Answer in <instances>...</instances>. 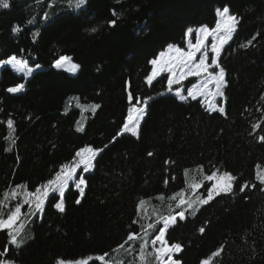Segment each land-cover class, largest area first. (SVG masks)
<instances>
[{
	"label": "trees",
	"instance_id": "16d2710c",
	"mask_svg": "<svg viewBox=\"0 0 264 264\" xmlns=\"http://www.w3.org/2000/svg\"><path fill=\"white\" fill-rule=\"evenodd\" d=\"M9 5L0 8V62L16 56L34 71L24 77L10 65L0 66V194L15 185L34 190L85 145L107 148L92 170H77L86 180L82 197L69 181L64 212L54 207L57 193L42 212L24 220L23 245L8 244L7 232H0V251L9 247L0 259L56 264L84 258L87 264H103L96 257L108 253V261L139 264V244L147 239V251L154 252L157 244L151 240L163 221L148 237L141 233L131 248L113 249L130 230L141 232L142 225L154 222V212L180 211L172 202L169 213L167 197L186 189L185 169L192 182L201 178L202 166L205 174L219 169L234 175L233 192L186 211L184 220L177 217L165 234L169 244L182 245L173 257L181 264H200L223 246L211 264H264V184L256 180L257 172L264 171V142L258 139L264 135V0H86L80 9L68 8L66 0H9ZM224 7L239 20L219 58L225 113H209L199 99L179 100L167 91L165 74L148 85L145 77L156 53L169 44L183 47L187 29L214 26L216 10ZM113 19L114 27L108 25ZM13 26L19 31L13 33ZM253 36L252 46L240 47ZM60 56L79 66L75 75L53 67ZM17 84H24L21 92L7 91ZM127 84L134 95L152 99L139 138L124 134L113 142L130 106ZM78 103L100 107L81 116ZM77 121L83 131L76 130ZM254 123L261 125L255 132ZM202 189L197 192L206 197ZM160 194L164 201L156 198ZM142 198L147 201L143 219L136 212ZM27 210L25 205L22 212ZM148 264H155L154 256Z\"/></svg>",
	"mask_w": 264,
	"mask_h": 264
},
{
	"label": "snow or ice",
	"instance_id": "6c2138e0",
	"mask_svg": "<svg viewBox=\"0 0 264 264\" xmlns=\"http://www.w3.org/2000/svg\"><path fill=\"white\" fill-rule=\"evenodd\" d=\"M66 2L68 8L80 9L85 5L86 0H66ZM9 6V0H0V8H8ZM47 18V14H45L44 19ZM116 23L117 21L115 19L108 21L109 26L114 27ZM238 23V18L230 13L228 7H224L222 10L217 9L214 26L209 27L208 25H202L195 30L191 28L187 29L184 34L186 47L169 44L165 51L160 52L159 56L149 62L152 68L145 77L146 83L152 85L154 80L166 73L167 91L172 92L174 85L181 84L182 81H185L189 77L201 78L199 84H194L191 88L187 89L186 96L181 94L180 88H176V97L181 101H186L188 98L197 100V98L200 97L201 99L199 102L202 106H205L206 111L209 113L219 112L224 114V107L217 105L215 101L216 97H223V90L226 87L225 72L220 66L219 58L222 49L229 43L233 34L236 32ZM96 30V28L91 29L92 32ZM18 31V26H13L12 32L16 33ZM193 32H195V42L192 40ZM33 39H35V35ZM209 39H211L210 47L208 44ZM255 39L256 37L253 36L251 39L247 40V42L242 43L240 47L244 49L249 48L253 45ZM70 61L71 57L60 56L54 61L53 66L58 69L67 66L69 71L75 72L79 66L70 64ZM0 64L10 65L15 72L22 73L24 77L31 75L34 71V69L29 67L22 58H17L16 56H11L7 61L0 62ZM39 67V65L36 66V68ZM215 69H219V71L217 72ZM23 88L24 84H17L14 87H9L7 91L9 93H19ZM126 92L127 101L130 106L127 109V115L124 118L121 129L112 137L113 142L124 134L139 138L141 121L146 115V106L139 105H147V101L152 99L151 97L142 99L140 96L134 95L128 88H126ZM261 99L264 100V95L261 96ZM77 107L80 108L81 116H83L86 111L95 114L100 105H80L78 103ZM13 123L11 119L7 121L9 129H13ZM77 124L78 127L76 130L83 131V123L77 121ZM251 127L252 131L255 132L261 125L259 123H254ZM258 139L260 142H264V135L259 136ZM12 142L14 143V140ZM104 148H107V145H105ZM104 148H94L93 146L85 145L76 151L71 162L60 165L59 170L55 172L53 178L36 186L34 190H29L25 185H15L14 187H10V190H6L0 194V197H2L0 198V232H7L9 238L8 244L19 248L25 243L24 239L20 238L24 229V220H30L37 212H42L44 210L45 201L54 198L55 194L58 193L60 199L57 200L54 207L60 212L65 211L64 195L65 189L69 187V181L75 183L82 197L85 191L84 186L86 185V180L82 173H86L93 169L95 159L104 151ZM147 155L152 156L153 153L149 152ZM168 163L170 162L165 161V164ZM257 167L259 168V165ZM81 168L82 173H78L77 170ZM199 172L201 178L197 180L193 177L192 182H189L187 179L188 170L185 169V185L186 189L189 190L191 194H187L186 189L182 188L178 192L167 197V208L169 213L173 210L172 202H175V208L181 209L180 211L176 212L175 215L169 214L167 216L159 215L154 212L153 215L157 216L154 222L148 223L146 226L142 225L141 232L130 230L126 240L119 244L117 249H113V251L125 248V245H129V248H131V243L142 239L141 233L143 237H148L150 230L156 228L160 221H163V226L159 227L158 234L151 240L153 246H155L157 242H159L160 245L158 248L154 247V252L147 251V239H144L143 242L139 244V264H148V257L151 256H154L155 264H181L179 260L173 258V254L182 251V245L179 243L169 244L165 240L167 230L170 226L177 223V217H179L180 220H184L186 211L192 209L198 210L200 206L207 205L215 197L221 194L232 193L233 182L236 180V177L230 172L221 171L219 169L212 171L211 174H205L203 167L199 166ZM77 175H79L80 178L75 180ZM173 179L175 178L173 177ZM256 180H258L260 184H264V171L257 172ZM205 181L211 182V185L206 186L204 183ZM165 183L167 184V180ZM204 187L207 189L206 197L199 195L197 192V190ZM246 187L247 184L241 185L240 191L243 192ZM156 198L161 201L165 200L163 194L158 195ZM80 202L81 200L78 197L75 203L79 204ZM146 204L147 201L142 198L136 205L137 216L141 219H143L144 215H147ZM25 205L28 207L27 213L22 212V208ZM132 223L136 224L138 221L134 220ZM199 231L203 233L205 231L204 227H201ZM8 244L4 246L3 251H0V257H4L8 254ZM222 251L223 246L212 252L209 257L202 258L200 264H211L212 259L219 256ZM108 255V253L99 255L96 257V260L103 262V264H123V261L112 262L106 260ZM129 255H131V251H129ZM0 264H14V261L0 259ZM57 264H72V262L58 260ZM76 264H87V261H77Z\"/></svg>",
	"mask_w": 264,
	"mask_h": 264
},
{
	"label": "rangeland",
	"instance_id": "374dc122",
	"mask_svg": "<svg viewBox=\"0 0 264 264\" xmlns=\"http://www.w3.org/2000/svg\"><path fill=\"white\" fill-rule=\"evenodd\" d=\"M221 10L223 9V8H220ZM197 28H199V27H197ZM197 28H194L193 30H195V29H197ZM192 40H193V42H195V32H193V35H192ZM208 44H209V47H210V44H211V39H209V42H208ZM183 47H186V42H185V45L183 46ZM167 49V47L163 50V51H165ZM162 52V51H161ZM159 54H160V52L158 51L157 53H156V55L153 57V59L154 58H156L157 56H159ZM209 62H210V60H209ZM70 64H75V63H73L72 62V60L70 61ZM1 65H3V64H0V66ZM76 65V64H75ZM56 68V67H55ZM151 68H152V65L150 64V71H151ZM59 69H63V70H65V71H67L68 73H70V74H76L77 72H78V70H79V67H78V69L75 71V72H72V71H69L68 70V67L66 66V67H64V68H59ZM149 71V72H150ZM215 71H219V69H215ZM165 75H167L166 73H165ZM200 79L201 78H198V77H189L188 79H186L187 81H188V83L187 84H184V81H182L181 82V84H179V85H174L173 86V91L171 92V93H173L174 95H175V89L176 88H180V91H181V94H183V95H185V94H187V90L186 89H188V88H191L194 84H199V82H200ZM185 80V81H186ZM210 87H213V86H210ZM126 88H128L129 89V87H126ZM186 90V91H185ZM184 92H186V93H184ZM186 96V95H185ZM197 99H201L200 97H198ZM215 101H216V104L217 105H219V106H223L224 107V105H223V101H224V98L223 97H216L215 98ZM140 106V105H139ZM79 178H80V176H79ZM79 178H75V180H78ZM211 184H209L208 186H210ZM199 190H201V194L204 192V190L203 189H199ZM203 197H205V194L204 195H202ZM27 212H28V210H27ZM26 212V213H27ZM27 220V219H26ZM27 238V236H24V237H22V239H26ZM155 238V237H154ZM160 245H159V242H157V248L159 247ZM174 258V257H173ZM175 259V258H174ZM59 260H63V261H65V262H69V261H71L72 262V264H76V262L77 261H81V262H83V261H86V259H84V258H78V259H76V260H64V259H59ZM14 264H18V263H15L14 262ZM57 264V263H56Z\"/></svg>",
	"mask_w": 264,
	"mask_h": 264
},
{
	"label": "bare ground",
	"instance_id": "6f19581e",
	"mask_svg": "<svg viewBox=\"0 0 264 264\" xmlns=\"http://www.w3.org/2000/svg\"><path fill=\"white\" fill-rule=\"evenodd\" d=\"M54 67V66H53ZM126 87H129V85L127 84V86ZM128 102V101H127ZM149 101H147V103H148ZM224 102V101H223ZM128 105H129V103H128ZM223 105H224V103H223ZM140 106H146V105H140Z\"/></svg>",
	"mask_w": 264,
	"mask_h": 264
}]
</instances>
